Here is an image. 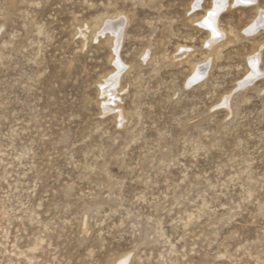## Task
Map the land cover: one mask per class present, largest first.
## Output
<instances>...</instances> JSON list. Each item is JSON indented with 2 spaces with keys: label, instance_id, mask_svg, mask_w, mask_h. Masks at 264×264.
<instances>
[{
  "label": "rangeland",
  "instance_id": "rangeland-1",
  "mask_svg": "<svg viewBox=\"0 0 264 264\" xmlns=\"http://www.w3.org/2000/svg\"><path fill=\"white\" fill-rule=\"evenodd\" d=\"M213 2L0 0V264H264V0Z\"/></svg>",
  "mask_w": 264,
  "mask_h": 264
},
{
  "label": "bare ground",
  "instance_id": "bare-ground-1",
  "mask_svg": "<svg viewBox=\"0 0 264 264\" xmlns=\"http://www.w3.org/2000/svg\"><path fill=\"white\" fill-rule=\"evenodd\" d=\"M199 1V0H198ZM228 2H232V0H214L212 8L207 11V15L205 18L201 21V23L211 31V40H208L207 44L211 45L214 36L215 38H219L221 35H223V32L219 29L217 25V17L218 14L220 13L221 10L225 8ZM257 0H233L234 5H253L256 4ZM196 5H198V2H196ZM256 12H258V17L256 20L247 28L248 31H257L260 27H264V8L257 7ZM256 16V15H254ZM123 19H117V20H108L104 23V26L102 27L101 33L103 31H107L112 38L114 39V47L113 50L117 53L119 43L122 38L123 34ZM264 29V28H263ZM261 30V29H260ZM259 60V56L255 55L250 58V67L252 68V73L249 74L243 81L239 83V86H243L245 82H251L253 78L262 75L264 70H261L258 68L257 62ZM121 61V60H120ZM114 63L117 67L118 70L117 72H113L114 74L111 73V76H107L106 79L103 81V83L100 84V91L101 94L105 96L106 100H103V107L106 108V110H111L112 106L110 103H114V99L116 97V86L119 83V73L120 70L122 69V64L119 63V60H117V56L114 58ZM196 71L192 75L191 79L202 75L205 72V66H199L198 68L195 69ZM113 71V70H112ZM110 75V74H109ZM225 101L228 102L227 97L225 98ZM103 110V109H102ZM117 115L120 118L121 117V111L118 109L117 110ZM117 263V262H116ZM124 260H120L117 264H124Z\"/></svg>",
  "mask_w": 264,
  "mask_h": 264
}]
</instances>
